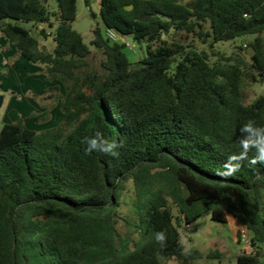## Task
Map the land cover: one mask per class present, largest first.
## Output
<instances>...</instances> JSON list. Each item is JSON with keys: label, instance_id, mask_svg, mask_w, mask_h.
Masks as SVG:
<instances>
[{"label": "trees", "instance_id": "trees-1", "mask_svg": "<svg viewBox=\"0 0 264 264\" xmlns=\"http://www.w3.org/2000/svg\"><path fill=\"white\" fill-rule=\"evenodd\" d=\"M54 1L0 0V35L65 88L57 126L35 131L20 118L0 132V264H194L203 254L180 229L205 213L248 231L254 254L237 264H264V163H249L253 149L233 176L217 175L240 153L241 127L264 126V95L248 101L264 84V0H100L105 31L143 50L136 64L99 24L84 42L72 27L79 0ZM10 21L48 25L39 35L53 50ZM206 38L210 48L253 38L252 56L212 62L194 46ZM97 131L119 156L85 154ZM128 182L133 217L120 211Z\"/></svg>", "mask_w": 264, "mask_h": 264}, {"label": "rangeland", "instance_id": "rangeland-1", "mask_svg": "<svg viewBox=\"0 0 264 264\" xmlns=\"http://www.w3.org/2000/svg\"><path fill=\"white\" fill-rule=\"evenodd\" d=\"M181 3H187L189 0H179ZM92 9L98 15L97 19H94L90 10L86 7L84 0L78 1V13L76 20L72 23L74 30L79 32L84 39V42L90 46L93 40V28L99 24L105 32V28L102 24V20L99 16L100 12V0H91ZM56 3L54 0L50 2V9L54 10ZM12 24H17L25 29L32 30V33L41 41V45L47 47L49 51L54 48L53 40L49 38L48 41L44 40L40 36V31L45 28L47 31H51L48 25L35 26L33 23H25L22 21H10ZM6 41L10 43L3 35H0V42ZM253 38H247L246 41L240 42H227L215 44L214 48H210L211 38H206V43L202 40H195L194 46L199 51H206L212 62L216 61L213 57V53H219L225 56L241 55L246 60H249L252 56V50L248 44ZM128 41L133 45V50L126 48L125 52L134 64L140 62L143 58V50L138 44H134L131 39ZM2 43V42H1ZM0 43V44H1ZM4 43V42H3ZM244 50H240V48ZM9 50L0 45V94L4 97V104L0 110V132L7 121L11 120V114L18 110L32 107V102H39L37 100V92L34 90V86L41 82L43 79L42 74H38L40 65H34L29 63L24 58L18 61L14 59L18 55H7ZM7 61L8 65H4L3 61ZM62 90L65 93V88L61 84ZM56 93H53L55 95ZM59 94V92H58ZM264 95V84H257L251 87L250 96L248 101H253L257 97ZM51 109V108H50ZM20 116V114H18ZM27 118L29 123L36 120L39 126L45 125L50 118V110L45 111L43 114L31 111ZM25 120V118H23ZM45 128V127H44ZM50 129V127H48ZM45 130V129H44ZM122 207L120 211L123 215H129L133 217V201H134V188L131 182L126 184V188L121 196ZM175 215L177 211L174 210ZM121 230L124 233L132 236V231L124 223L121 225ZM181 239L186 248H197L203 254V258L195 261L194 264H237L239 256H249L254 254V249L250 243L243 242L240 236L247 232L242 227V224L234 218L231 214H228V223L222 224L212 220L211 213H205L203 216L190 228L186 226L180 229ZM240 234V235H239ZM136 239L137 236L133 235ZM187 241V244H185ZM212 253L216 254L211 256ZM264 262V260H262ZM168 264H175L174 262H168Z\"/></svg>", "mask_w": 264, "mask_h": 264}, {"label": "clouds", "instance_id": "clouds-1", "mask_svg": "<svg viewBox=\"0 0 264 264\" xmlns=\"http://www.w3.org/2000/svg\"><path fill=\"white\" fill-rule=\"evenodd\" d=\"M239 154L232 155L225 162L223 169L217 171V175L223 178L233 176L241 167V162L248 159V153L255 150L256 155L249 161L250 164L264 163V126H257L255 121L249 120L241 129ZM86 143L85 154L91 155L93 152L107 154L114 157L119 156L117 148L119 145L115 141H109L103 134L97 131L93 136L86 137L83 141ZM155 240L158 243H163L166 240V233L159 231L154 234ZM187 244V241H185Z\"/></svg>", "mask_w": 264, "mask_h": 264}, {"label": "crops", "instance_id": "crops-1", "mask_svg": "<svg viewBox=\"0 0 264 264\" xmlns=\"http://www.w3.org/2000/svg\"><path fill=\"white\" fill-rule=\"evenodd\" d=\"M1 42L0 43L2 44V46L6 47L9 50L7 52V55L14 56V54H17L15 45L13 43H8L7 41L5 43V41L2 40ZM14 59L18 61L19 59H21V57L17 56L16 58L14 57ZM3 63L6 66L8 65L7 61L5 60L3 61ZM38 74L43 75V79H41L42 81L34 86V90L37 92V100H39V102H32V107L30 106V109L28 108V110H26L25 108L23 110H18V114H20V118H25V124L28 128L35 131H42L44 129H49L48 127L53 128L61 122L62 113L60 111V100H58V96L64 95L65 93L63 92L61 84L59 82L54 81L49 83L47 81L46 76L43 73L42 67L38 70ZM53 93L56 94L53 95ZM48 110H50V118L48 119L45 125L39 126L38 123H35L36 120L31 121L30 123L29 121H27L26 117L29 116L31 111H36V113L43 114L45 111ZM8 123H12V121L9 119L6 124ZM242 227L244 226L242 225Z\"/></svg>", "mask_w": 264, "mask_h": 264}, {"label": "built area", "instance_id": "built-area-1", "mask_svg": "<svg viewBox=\"0 0 264 264\" xmlns=\"http://www.w3.org/2000/svg\"><path fill=\"white\" fill-rule=\"evenodd\" d=\"M105 35L108 39H110L112 42H120V43H124L126 45L127 48H129L131 51L133 50V45H131V43L128 41L127 38L120 36L119 34H117L115 31L111 30V29H106L105 31ZM241 240L243 242H247L249 243L250 241V235L247 232H244L241 236H240Z\"/></svg>", "mask_w": 264, "mask_h": 264}, {"label": "water", "instance_id": "water-1", "mask_svg": "<svg viewBox=\"0 0 264 264\" xmlns=\"http://www.w3.org/2000/svg\"><path fill=\"white\" fill-rule=\"evenodd\" d=\"M128 9L131 10L132 7H129ZM141 21H142V22H147V21H149V18L142 17V18H141ZM50 39L53 40L52 38H50ZM3 104H4V97L0 94V110H1L2 107H3ZM19 119H20V117H19L18 113H17L16 111H14V112L11 114V121H12V123L17 122Z\"/></svg>", "mask_w": 264, "mask_h": 264}]
</instances>
